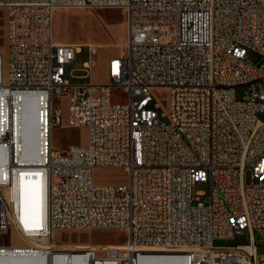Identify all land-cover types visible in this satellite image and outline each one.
I'll return each mask as SVG.
<instances>
[{"label":"built area","instance_id":"2783aa9c","mask_svg":"<svg viewBox=\"0 0 264 264\" xmlns=\"http://www.w3.org/2000/svg\"><path fill=\"white\" fill-rule=\"evenodd\" d=\"M0 7L8 42L7 59L0 54V238L16 224L25 241L0 242V255L48 264H63L61 257L71 264L264 263L257 242L264 238V0H0ZM84 7L126 14V50L108 60L104 83L72 84L67 67L83 47L55 39L57 11ZM89 51L87 73L97 65L96 47ZM155 88L170 90L168 112ZM114 89L125 102L113 101ZM26 97L39 99L45 140H52L39 162L24 161L17 147ZM57 126L85 128L88 142L59 150ZM100 167L122 168L128 182L96 184ZM32 177L45 180L42 227L22 217L18 184ZM55 229H118L128 240L103 254L64 251ZM243 235L246 244L215 245Z\"/></svg>","mask_w":264,"mask_h":264},{"label":"rangeland","instance_id":"374dc122","mask_svg":"<svg viewBox=\"0 0 264 264\" xmlns=\"http://www.w3.org/2000/svg\"><path fill=\"white\" fill-rule=\"evenodd\" d=\"M7 12L0 7V54L5 59L8 57V42L6 38ZM55 39L59 43L82 46L83 49L78 53L76 65L67 67V79L72 84L86 83L90 80L107 79L108 60L115 55L125 52V40L128 33L127 18L122 8H92L84 7L71 10H59L56 13L54 21ZM96 47L98 54L97 65L92 72L83 70V64L89 59V47ZM249 58L257 62L260 56L255 52L249 53ZM86 74H89L87 77ZM246 88L237 89V97L240 99L244 95ZM155 98L162 104L163 109L168 112L170 108V90L167 88L153 89ZM66 102V97L64 98ZM113 101L121 103L126 101L119 89L113 91ZM168 122V118H161ZM68 121V107L63 108V124ZM53 142L55 146L66 148L71 145H82L88 142V131L82 128H69L67 126H57L53 131ZM94 182L102 185L119 186L128 182V175L122 168H97L93 173ZM246 183H253L252 172L247 170ZM264 184V179L262 180ZM26 185L28 197L26 201L34 206V222L32 225L42 227L43 214L45 211V202L41 193V178H24L20 185ZM19 185V184H18ZM204 185H195L193 190L205 189ZM19 201L23 203L21 189L17 190ZM35 192V194H34ZM40 198L43 206H41ZM20 205V204H19ZM40 208V209H39ZM23 217V215H22ZM42 220V221H41ZM26 224V219L23 217ZM35 223V224H34ZM42 223V225H41ZM54 241L58 248H66V251L73 250L76 245H89L95 248L97 244L117 243L125 244L128 240V233L118 229H55ZM1 244L5 245H23L25 241L21 238L17 230V225L13 224L8 229L1 230ZM247 235L232 240L219 239L215 241L216 246L230 247L237 244L248 243ZM259 245H264V238H257ZM102 249V248H99ZM103 254V250H99ZM259 264H264L262 261Z\"/></svg>","mask_w":264,"mask_h":264},{"label":"bare ground","instance_id":"6f19581e","mask_svg":"<svg viewBox=\"0 0 264 264\" xmlns=\"http://www.w3.org/2000/svg\"><path fill=\"white\" fill-rule=\"evenodd\" d=\"M24 103L28 105L26 110L19 114V125L16 122L17 133V147L22 153V159L26 162H39L41 159L42 150L45 147H52V140H45V131L43 129V116L40 111L39 99L36 97H26ZM19 129V130H18ZM7 154H14V145H7ZM41 178V177H40ZM42 186L41 193L45 202V211L43 214V224L47 215V194L45 188V180L41 178ZM20 184V183H19ZM18 189L21 187L18 185ZM22 190V189H21ZM40 209V208H39ZM42 225V223H41ZM126 244V243H125ZM125 244L107 243L97 244L94 249L107 250V249H119ZM72 248L75 251H81L90 249L89 245H76ZM66 248H64V251ZM63 264H71L59 258ZM0 264H48V260L45 258L38 257H20L16 255H0ZM73 264V263H72Z\"/></svg>","mask_w":264,"mask_h":264},{"label":"crops","instance_id":"0c3cea01","mask_svg":"<svg viewBox=\"0 0 264 264\" xmlns=\"http://www.w3.org/2000/svg\"><path fill=\"white\" fill-rule=\"evenodd\" d=\"M93 82H96V83H104L107 81V79H97V80H92ZM69 128H72V127H69ZM83 129V128H82ZM85 129V128H84ZM59 150H64L65 148H61V147H58L56 146ZM19 186L21 187V192H22V199H23V203H22V214H23V217L26 219V225H32L31 222H34V217H33V213H34V206H31L27 201H26V198L28 197L29 193H28V187L26 185H20ZM35 194V192H34ZM40 203H41V206H43L42 204V201H41V198H40ZM35 224V223H34ZM35 226H37L35 224Z\"/></svg>","mask_w":264,"mask_h":264},{"label":"water","instance_id":"95a60500","mask_svg":"<svg viewBox=\"0 0 264 264\" xmlns=\"http://www.w3.org/2000/svg\"><path fill=\"white\" fill-rule=\"evenodd\" d=\"M259 118L264 122V111L259 114Z\"/></svg>","mask_w":264,"mask_h":264}]
</instances>
